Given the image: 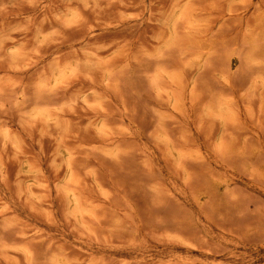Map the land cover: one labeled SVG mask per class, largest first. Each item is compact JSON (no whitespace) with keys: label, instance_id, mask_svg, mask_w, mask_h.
<instances>
[{"label":"rangeland","instance_id":"obj_1","mask_svg":"<svg viewBox=\"0 0 264 264\" xmlns=\"http://www.w3.org/2000/svg\"><path fill=\"white\" fill-rule=\"evenodd\" d=\"M0 264H264V0H0Z\"/></svg>","mask_w":264,"mask_h":264}]
</instances>
